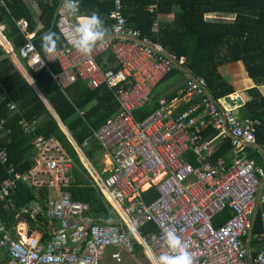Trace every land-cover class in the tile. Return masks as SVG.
Masks as SVG:
<instances>
[{
  "label": "built area",
  "instance_id": "built-area-1",
  "mask_svg": "<svg viewBox=\"0 0 264 264\" xmlns=\"http://www.w3.org/2000/svg\"><path fill=\"white\" fill-rule=\"evenodd\" d=\"M151 1L147 11L154 15L159 0ZM107 19L105 41L87 57L66 39L68 25L78 20L62 6L56 26L66 47L46 60L31 39L20 54L15 53L0 27V41L6 43L12 59L22 57L35 72L56 61L61 72L53 79L63 91L78 81L91 89L106 86L120 105L116 116L94 130L104 156L110 158L107 171L111 175L103 176L88 158H82L92 186L113 210V218L93 215L88 203L72 199L68 188L74 162L56 137L37 134L38 119L22 121L35 150L30 172H19L5 147L0 149V164L7 172L0 183V201L8 199L20 183L37 190L47 187L51 193L47 216L57 222L55 229H49L50 237L43 240L29 231L26 239L15 238L0 220L4 264H100L107 247L117 249L113 257L121 261L122 252L134 253L131 235L151 264H156V257L170 251L164 239L167 231L187 245L194 264H264V229L253 232L259 211L264 223V164L258 166L250 157L251 151L264 153L257 139L262 120L241 115L239 105L229 106L225 99L214 97L206 77L192 74L183 60L161 44L157 37L161 15L153 20L154 39L142 38L139 30L128 26L123 0H113ZM19 25L25 31L29 23L23 19ZM104 53L113 54L117 70L97 62ZM36 65H41L38 70ZM177 69L185 77L183 87L170 99L159 98L151 114L137 119L135 111L150 102L157 83ZM188 102L192 103L177 110ZM7 105L18 110L14 103ZM77 112L84 117V110ZM10 132L1 118L0 133ZM223 140L230 144L228 162L220 158L214 163L216 146ZM150 189L157 193L152 202L144 197ZM227 210L231 216L216 224L215 219ZM150 223L158 230L143 235L139 230ZM15 232L20 235L24 230Z\"/></svg>",
  "mask_w": 264,
  "mask_h": 264
},
{
  "label": "trees",
  "instance_id": "trees-1",
  "mask_svg": "<svg viewBox=\"0 0 264 264\" xmlns=\"http://www.w3.org/2000/svg\"><path fill=\"white\" fill-rule=\"evenodd\" d=\"M34 1L40 11L38 16L30 9L26 0H0V27H3L2 32L15 53L20 54L21 48L31 39L42 59L46 60L50 54L41 46V37L46 32H55L60 37L57 50L66 47V42L56 26V15L62 6V0ZM123 3L128 26L139 30L142 38H156L151 32L156 14L162 17L172 16L171 20H160L158 40L168 51L183 60L184 65L194 75L206 77L214 97L228 96L236 91L235 86L222 76L220 66L238 62L244 65L256 86L247 89L250 97L241 107L249 116L262 120L257 139L259 144L264 145V93L259 88L260 85H264V0H159L154 15L147 11L151 0H123ZM112 9L113 0H79L77 16L97 12L107 28L110 26L107 16ZM213 15L219 17L230 15L234 16V20L208 21L207 18ZM23 19L29 23L25 31L19 25ZM97 62L102 63L104 68L118 69L115 67L117 60L111 53H104ZM25 65L35 85L67 127L73 139L82 147L85 156L97 170L98 168L101 170L99 159L103 156V150L94 137V130L120 112V105L113 91L106 86L91 89L83 81H78L63 91L53 79V75L61 72L58 62H47V67L37 72L32 70L26 60ZM173 72L174 70L164 78ZM174 95L175 91L166 95V98L170 99ZM158 98L153 93L150 102L135 111L136 118L142 120L151 114L159 105ZM8 103L17 105L18 110H10ZM191 103H182L177 110L181 111ZM77 109L85 111L84 117L78 115ZM1 118L5 119V127L10 128L11 132L0 133V149L5 147L10 161L19 172L31 171L35 156L32 136L23 131L22 121L25 118L38 119L37 134L56 137L75 163L71 172V186L68 188L72 199L88 203L93 215L103 218L115 217L111 207L104 205L99 193L90 183L89 174L73 143L61 128L52 110L0 42ZM85 141L87 144L83 146ZM229 150V141H220L216 146L213 162L216 163L220 158L228 162ZM250 157L256 159L258 166L264 164L263 152L251 151ZM186 160L190 161L188 158ZM107 175H110V172L104 173V176ZM6 177V170L0 164V183ZM50 194L47 187L37 190L20 183L18 189L8 199L0 201V220L13 237H19L15 230L22 223L27 224L30 233L42 234L41 239L47 240L50 237L49 229L57 227V222L47 216ZM144 197L146 201L152 202L157 198V193L150 189ZM230 216L231 213L227 210L223 217H217L215 222L219 224ZM263 229L264 223L259 211L254 219L253 232ZM157 230L155 224L150 223L141 228L140 232L147 235ZM133 243L135 255L141 252L143 254V247L135 238Z\"/></svg>",
  "mask_w": 264,
  "mask_h": 264
},
{
  "label": "clouds",
  "instance_id": "clouds-1",
  "mask_svg": "<svg viewBox=\"0 0 264 264\" xmlns=\"http://www.w3.org/2000/svg\"><path fill=\"white\" fill-rule=\"evenodd\" d=\"M62 7L66 10V12L68 13L69 16L77 17V20H78L77 23L68 25L67 34H66L67 41L76 49V51L78 53H80L81 55H83L85 57L89 56L92 53L93 49L97 46V44L98 43H101V42H104L105 39H106V37H107V35H108L107 29L105 28L102 19L100 18L99 14L97 12H92L91 15L77 16V13L79 12V0H62ZM161 18H162V16H161ZM59 40H60V37L57 35V33L52 32V31H49V32H46L41 37V46H42L43 50L47 54H55V52L57 50V44L59 43ZM19 58H20V56H19ZM21 58H20V60L22 61L23 58L22 59ZM13 61L15 62L14 59H13ZM15 63H17V62H15ZM23 64L25 65V63H23ZM17 65L20 68V70L23 72V74L28 78V80H30L29 77H28L29 73L27 72L26 65H25V69H24V67L22 66V64L19 61H18ZM182 76H183V74H182ZM30 78H31V76H30ZM183 78L185 79L184 76H183ZM176 91H175V93H176ZM230 95L224 96V97H218V98L225 99L226 102L227 101H230V102H227L228 105L229 106H234L235 103H236V100L238 99V97H240V95H237V96L236 95L235 96L234 95L230 96ZM234 98L236 100H233ZM231 102H233V103H231ZM245 102H246V100H243L242 99V104L239 107H241L242 105H244ZM71 142L73 143V141H71ZM73 145H74L75 150L77 151V153L79 155V158H80V160L82 162V158H87L85 156L84 152H83L82 147L80 145H78V143L76 141L73 143ZM63 149H64V147H63ZM103 155H104V153H103ZM34 158H35V156H34ZM108 159H110V158H108ZM34 164H35V161H34ZM74 165H75V163H74ZM102 171L103 170H101V174L103 176H104V173H106V172H110V175H111V171H105V172H102ZM98 173H100V172L98 171ZM89 178H90V175H89ZM90 180H91V178H90ZM29 186H31V185H29ZM70 186H71V183H70ZM15 231H17V230H15ZM39 235H42V234H39ZM19 237H21V236H19ZM131 237H133V236L131 235ZM133 238H135V237H133ZM164 239H165V243L168 245L170 251L167 252V253L161 254L158 257H156V264H194V259H193L192 253L188 250L187 245L184 244L181 241V238L178 235H176L173 231H167L164 234ZM133 254H135V253H133ZM143 254H145L144 251H143Z\"/></svg>",
  "mask_w": 264,
  "mask_h": 264
},
{
  "label": "rangeland",
  "instance_id": "rangeland-1",
  "mask_svg": "<svg viewBox=\"0 0 264 264\" xmlns=\"http://www.w3.org/2000/svg\"><path fill=\"white\" fill-rule=\"evenodd\" d=\"M163 19L171 20L172 16H170V17L163 16ZM212 19L219 20V21L222 20L225 22H233L234 16L227 15V16L219 17L218 15H213ZM1 43L4 45L5 42L2 40ZM4 46H6V43ZM23 61L25 63V60H23ZM15 62L18 63L17 60H15ZM19 62L25 67V65L23 64V62L21 60H19ZM219 69H220V72L223 73L222 76H224V78H226V80L228 82L233 84L235 86V88L239 91L240 94L241 93L243 95L247 94V89H243V88L245 86H247L248 84H250L251 81H254V80L248 75L245 67L243 66V64L241 62L222 64V66H220ZM182 80H183V76H182L180 70H178V69L174 70L173 73L169 74L166 78H164L162 81H160L158 83V86L154 90V94L158 97L163 96L170 86L172 88L176 87L177 85L181 86ZM261 90L264 93V88H262ZM244 97L246 100L250 96H248V94H247ZM227 102H230V101H227ZM231 103H233V102H231ZM237 111L241 115H248L246 110L243 107H239L237 109ZM108 162H110V160H108L106 156H102L99 159V165L103 171L107 170ZM98 171L101 173V170L99 168H98ZM21 229H24V231L25 230L29 231V227L26 224H19L17 226V230L19 232ZM21 233L22 234H20V235L18 234V235L24 239V235L26 233L25 232H21ZM34 234L39 236L38 232H34ZM116 252H117V249H115L114 247H107L104 250L103 258L100 261V264H151V262L147 259L146 255L145 254L143 255L142 252L139 253L138 255H135V254L129 255L125 252H122L121 253L122 260L121 261H117L113 257V254Z\"/></svg>",
  "mask_w": 264,
  "mask_h": 264
},
{
  "label": "crops",
  "instance_id": "crops-1",
  "mask_svg": "<svg viewBox=\"0 0 264 264\" xmlns=\"http://www.w3.org/2000/svg\"><path fill=\"white\" fill-rule=\"evenodd\" d=\"M27 1V3H28V5H29V7H30V9L31 10H33V12L36 14V16H38L39 15V13H40V11H39V9H38V6H37V4L35 3V1L34 0H26ZM171 15H169V16H167V17H170ZM161 19H163V17L161 18ZM239 63V62H238ZM244 66V65H243ZM40 68V66H35L34 67V69L35 70H38ZM163 80V79H162ZM161 80V81H162ZM184 81H185V79L183 78V80H182V82H181V86L180 85H177L176 87H169L168 88V90L165 92V94L163 95V96H160L159 98H161V97H166V95H169L170 93H173L174 91H176L178 88L180 89L183 85H184ZM157 86H158V84H157ZM156 86V87H157ZM253 86H256V83H255V81H251L250 82V84H248L247 86H245L243 89H248V88H250V87H253ZM155 87V88H156ZM259 88L260 89H262V88H264V85H260L259 86ZM155 90V89H154ZM232 95H240L241 97H242V99L243 100H245V95H243L242 93L240 94L239 93V91L236 89V92H234L233 94H231V96ZM104 156V155H103ZM107 159H108V157H107ZM108 160H110V159H108ZM108 164H110V162H108ZM86 165L89 167V165H88V163L86 162ZM108 167V166H107ZM90 168V167H89ZM102 170V169H101ZM107 171V170H106ZM23 224V223H22ZM27 225V224H26ZM25 229V228H24ZM28 230H25L24 232H27ZM5 255H4V253H3V251H0V264H4V262H2V261H4V259L5 258H3Z\"/></svg>",
  "mask_w": 264,
  "mask_h": 264
},
{
  "label": "water",
  "instance_id": "water-1",
  "mask_svg": "<svg viewBox=\"0 0 264 264\" xmlns=\"http://www.w3.org/2000/svg\"><path fill=\"white\" fill-rule=\"evenodd\" d=\"M208 21H212V17H208L207 18ZM7 48V47H6ZM27 75V74H26ZM29 79L28 80L32 86L34 88L37 89V91L41 94L43 100L45 101V103L47 104V106L52 110L54 116L56 117V119L58 120L59 124L61 125V128L64 130V132L67 134V136L70 138L71 141H73V143L75 142L74 139L72 138L69 130L66 128V126L62 123V121L60 120L59 116L56 114V112L53 110V108L50 106V104L48 103V101L46 100V98L44 97V95L40 92L39 88L35 85V83L33 82L32 78H30V76L28 75ZM236 103L240 106L242 104V98L238 97V99L236 100Z\"/></svg>",
  "mask_w": 264,
  "mask_h": 264
},
{
  "label": "bare ground",
  "instance_id": "bare-ground-1",
  "mask_svg": "<svg viewBox=\"0 0 264 264\" xmlns=\"http://www.w3.org/2000/svg\"><path fill=\"white\" fill-rule=\"evenodd\" d=\"M41 66V65H40ZM21 230H24V229H21ZM24 235V234H23ZM24 239H26V236L24 235Z\"/></svg>",
  "mask_w": 264,
  "mask_h": 264
}]
</instances>
